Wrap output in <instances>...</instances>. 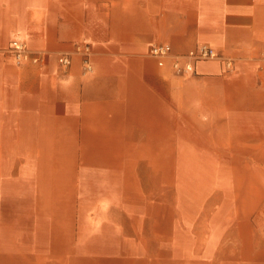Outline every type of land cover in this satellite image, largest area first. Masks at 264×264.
Wrapping results in <instances>:
<instances>
[{
	"label": "crops",
	"instance_id": "0c3cea01",
	"mask_svg": "<svg viewBox=\"0 0 264 264\" xmlns=\"http://www.w3.org/2000/svg\"><path fill=\"white\" fill-rule=\"evenodd\" d=\"M13 39L45 60L15 63ZM162 43L217 57L179 75L149 54ZM171 147L200 172L209 162L211 193L233 208L264 210V0H0V209L10 195L25 210L135 193L139 162L163 169ZM259 241L242 264H264V229Z\"/></svg>",
	"mask_w": 264,
	"mask_h": 264
},
{
	"label": "rangeland",
	"instance_id": "374dc122",
	"mask_svg": "<svg viewBox=\"0 0 264 264\" xmlns=\"http://www.w3.org/2000/svg\"><path fill=\"white\" fill-rule=\"evenodd\" d=\"M162 164L139 162L135 193L73 195L74 204L59 195L52 209L37 198L27 206L42 208L25 210L10 195L0 209V264H215L216 251L242 264L239 252L259 248L264 210L211 193L209 162L200 172L190 153L171 147Z\"/></svg>",
	"mask_w": 264,
	"mask_h": 264
},
{
	"label": "built area",
	"instance_id": "2783aa9c",
	"mask_svg": "<svg viewBox=\"0 0 264 264\" xmlns=\"http://www.w3.org/2000/svg\"><path fill=\"white\" fill-rule=\"evenodd\" d=\"M83 55L84 65L88 68L87 56L89 54V47L87 44L81 48L77 47ZM8 52L11 54L13 60L17 64L27 62L40 63L46 58V54L38 51L33 52L27 43L21 39H13L8 46ZM149 54L157 59L159 65L168 64L172 72L183 75L194 72V64L198 60L210 59L217 57L216 50L208 44H199L187 51L173 54L171 47L167 43L154 44L149 48ZM58 63L61 67L67 68L70 63V58L66 54L57 57ZM225 64L227 68L231 67V61L226 59Z\"/></svg>",
	"mask_w": 264,
	"mask_h": 264
}]
</instances>
